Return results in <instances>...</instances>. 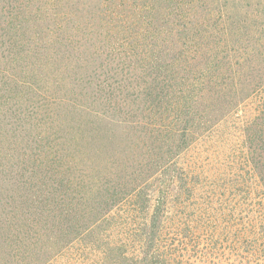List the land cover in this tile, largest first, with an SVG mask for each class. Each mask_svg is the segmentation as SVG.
Masks as SVG:
<instances>
[{"label":"trees","instance_id":"trees-1","mask_svg":"<svg viewBox=\"0 0 264 264\" xmlns=\"http://www.w3.org/2000/svg\"><path fill=\"white\" fill-rule=\"evenodd\" d=\"M0 264H264V0H0Z\"/></svg>","mask_w":264,"mask_h":264},{"label":"rangeland","instance_id":"rangeland-1","mask_svg":"<svg viewBox=\"0 0 264 264\" xmlns=\"http://www.w3.org/2000/svg\"><path fill=\"white\" fill-rule=\"evenodd\" d=\"M173 188H176V186H173Z\"/></svg>","mask_w":264,"mask_h":264}]
</instances>
